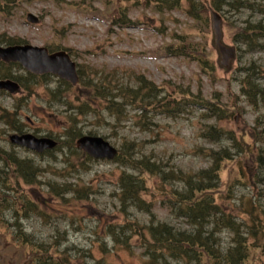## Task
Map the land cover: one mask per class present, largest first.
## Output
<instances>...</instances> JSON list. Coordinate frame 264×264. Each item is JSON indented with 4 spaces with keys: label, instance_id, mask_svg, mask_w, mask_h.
Wrapping results in <instances>:
<instances>
[{
    "label": "rangeland",
    "instance_id": "1",
    "mask_svg": "<svg viewBox=\"0 0 264 264\" xmlns=\"http://www.w3.org/2000/svg\"><path fill=\"white\" fill-rule=\"evenodd\" d=\"M18 1L19 5L14 11L0 14V35L17 36L32 45L70 49L78 68L84 73L82 80L109 77L117 78L121 83H131L134 74L143 73L146 79L169 91L185 90L193 97L215 100L229 109V113L222 117L224 120L216 117L207 120L202 117V112L207 111L204 105L192 104L170 117L148 114L142 125L138 123V110L128 107L119 118L116 114L110 115L103 106L98 119L90 110L84 115L76 109L80 104L76 95L83 92L82 84L66 94L67 100L69 95L72 96L70 98L75 108L64 104L56 95L53 97L42 84L34 87L30 97L23 91L14 94V97L0 94V114L4 112L3 108L8 112L18 109L19 119L25 125L26 132L61 140L66 139L63 133L69 118L76 117L83 134L92 132L103 136L120 149L124 145V152L137 146L139 156L145 155L151 161L158 162L165 171L194 173L207 169L211 165L210 155L222 148L229 149L237 153V157L233 162L228 160L223 164L225 169L221 179L226 189L236 179L242 182H236L230 192L222 196V205L239 218H247L238 208L240 204L246 206L245 200L248 198L253 197L256 204L260 203L264 207V158H258L260 155L264 157V100L259 103L260 111L247 104L241 88V80L246 73L238 71V67L256 68L258 73L255 82L264 88V50H248L247 45L237 43L234 39L238 25L246 20H260L263 15L249 8L220 12L223 16L224 43L240 48L233 68L227 71L214 47L211 19L207 20L206 25L203 18L197 20L191 17L188 13V0H183L180 9L162 14L154 11L153 4H142L143 0ZM250 1L264 4V0ZM123 5L125 17L135 22L136 27L131 28L127 26L131 24L124 23H121L122 26L114 24L113 17ZM28 13L35 14L40 21L36 24L28 23ZM202 16L206 17V14ZM178 36L187 37L184 41H191L195 47L198 43L203 45L213 64L214 76L202 72L195 57L184 52H167L166 45L174 43L178 46ZM58 85L61 84L57 80H50L47 87L56 91ZM21 96L22 99H18ZM259 114L261 116L254 127ZM211 126L220 128L219 132L224 134H227V130L232 131L236 136L234 142L240 145L239 148H233L232 140L223 136V139H219L221 141L211 138L210 134H217ZM11 133L13 131L0 119V150L14 151L21 158L33 160L37 168L36 180L32 185L21 181L20 188L33 200L45 205L36 209L42 211L39 214L29 210L26 217L19 219L29 232L47 243L58 240L61 249L69 247L71 260L76 264L145 263L143 249L135 239L133 245L137 244V247L128 251L120 245L114 246L103 229L108 222L133 219L123 216L122 204L118 200V179L123 171L136 173L135 170L102 160L90 164V169L86 171L80 165H68L64 161L63 150L54 151L53 157H42L32 150L13 146L8 141ZM244 148H249L250 152H236ZM66 182L73 185L70 187L72 189L75 186H89L91 191L88 199H76L77 193L74 190L65 194L68 199L64 203L44 198H47L48 189L64 186ZM172 183L174 188L182 186L177 181ZM0 189L5 190L2 185ZM163 198L159 194L151 198L155 203L156 219L177 228H188L183 219L170 213ZM129 213H134L140 222L152 216L135 207H130ZM6 217L12 223L13 211L9 210ZM219 237L223 246L233 242V234L226 229L219 232ZM261 263L264 264V253L261 255Z\"/></svg>",
    "mask_w": 264,
    "mask_h": 264
},
{
    "label": "trees",
    "instance_id": "2",
    "mask_svg": "<svg viewBox=\"0 0 264 264\" xmlns=\"http://www.w3.org/2000/svg\"><path fill=\"white\" fill-rule=\"evenodd\" d=\"M188 1L190 16L197 20L200 17L203 18L206 25H208L207 2L219 11H239L249 8L263 15L260 20H246L238 25L234 39L238 43L247 45L248 50L264 49V4H256L250 0ZM144 3L153 4L154 10L160 14L182 7V0H144ZM18 5V0H0V14L14 11ZM202 14H206V17ZM120 18L126 20L124 16ZM186 39L188 38H180L177 42L178 46L174 43L166 45L167 52H184L195 57L202 72L208 76H214L213 64L209 55L205 53L203 45L198 43L195 47L191 41L185 42ZM21 43L24 41L20 37L0 35V44ZM50 49L53 50V48ZM239 71L246 73L241 80V88L247 101L258 108V98L263 97L262 91H264L255 82L258 70L244 66L239 67ZM143 75V73L134 74L131 83H121L117 78L109 77L99 80L83 79V92L76 95V100L80 103L76 109L84 115L87 110H90L99 119L103 106L110 115L116 114L119 118L124 115L126 108L131 107L140 112L138 123L144 125V118L148 114L172 116L191 103L205 105L203 99L193 97L185 90L169 91L149 81ZM0 77H11L17 80L22 89L27 92V96L33 92L34 87L42 84L47 87L49 81L53 80L51 75L37 76L25 72L19 64L3 62L0 63ZM58 83L61 85H58L56 91L48 87L47 90H50L53 97L56 95L57 99L64 100H62L64 104L72 106L73 100L70 95L67 100L66 94L74 87L63 80H58ZM213 106L210 113L206 112L202 115H214V118H220V120L228 116L229 109L225 106L218 103ZM3 110L0 119L7 128L19 133L24 132L25 125L19 119V110L16 109L14 112H8L5 108ZM102 119L105 121L104 118ZM258 121L259 117L255 120L254 127ZM68 124V128L63 133L66 139L59 140L57 149L64 151V161L68 165H80L88 171L90 162L93 163V160L77 148V140L83 134L79 127V120L76 117H70ZM228 133V137L234 142L233 132ZM210 137L212 138L213 134H210ZM64 148L67 150L65 151ZM123 148L124 145L115 162L135 170L136 173L122 172L121 178L118 179L120 189L118 200L122 204L123 216L133 219H121L120 222L105 224L103 229L114 246L120 245L131 251L137 247V244L133 245L135 239L138 246L143 249L142 255L146 258L144 264H262L264 207L260 203L255 204L252 199L245 200L246 206L242 211L247 218L242 216L238 220L231 211V213L228 212L224 205L217 201L222 195L230 192L235 182H241L240 179H236L226 190L219 189L218 181L225 169L223 164L228 160L233 162L237 153L231 154L229 150L222 148L211 155L212 164L209 169L185 173L182 170H163L157 162L151 161L145 155L139 156L137 146L125 152ZM237 152L246 154L250 152V149L244 148L243 151L237 150ZM45 154L50 155L51 152ZM258 158L262 160L264 157L260 155ZM0 164V186L2 185L5 189L4 191L0 189V264H76L71 260L69 247L59 248L58 240L44 242L36 234L29 232L19 220L21 217H26L29 210L39 214L42 211L36 209L45 206L33 200L20 188L21 181L26 185H32L36 180L37 168L33 160L21 158L14 151L0 150ZM172 181L182 183L181 188L172 187L174 183ZM71 186L73 185L66 182L64 186L51 187L46 192L47 198L43 197L64 203L68 199L65 194L74 190L77 193L76 199H88L91 191L89 186H75L73 189L70 188ZM158 194L165 197L164 201L170 213L178 219H183L188 228H177L168 222L156 219L152 211L155 203L151 198ZM146 197H151L150 201ZM130 207H135L140 212L147 211L146 213L152 216L147 221L140 222L134 217V213H129ZM9 210L14 213L12 223L6 217ZM225 229L233 234V242L229 246H223L219 237V232Z\"/></svg>",
    "mask_w": 264,
    "mask_h": 264
},
{
    "label": "water",
    "instance_id": "3",
    "mask_svg": "<svg viewBox=\"0 0 264 264\" xmlns=\"http://www.w3.org/2000/svg\"><path fill=\"white\" fill-rule=\"evenodd\" d=\"M28 19L33 22L38 20L33 14H29ZM213 27L216 34L214 44L221 53L223 64H226L227 68L230 69L232 60L235 58V49L223 44L221 40V17L216 12H213ZM0 60L20 62L26 69L34 73L43 74L51 72L73 83L79 81L76 64L64 50L50 53L46 47L29 44L0 46ZM0 88H6L14 92L18 88V85L10 80H0ZM10 140L13 143L38 151L52 148L56 144L51 138H39L31 133L13 134L10 136ZM78 145L84 148L90 155L99 158H113L117 153L116 148L100 136H84L80 138Z\"/></svg>",
    "mask_w": 264,
    "mask_h": 264
}]
</instances>
